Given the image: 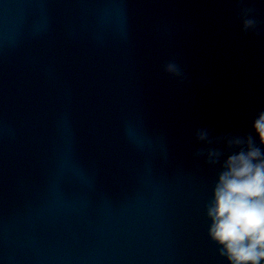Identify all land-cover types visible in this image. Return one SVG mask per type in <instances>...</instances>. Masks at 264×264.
Instances as JSON below:
<instances>
[{
	"label": "water",
	"instance_id": "water-1",
	"mask_svg": "<svg viewBox=\"0 0 264 264\" xmlns=\"http://www.w3.org/2000/svg\"><path fill=\"white\" fill-rule=\"evenodd\" d=\"M249 6L259 35L233 0H0V194L225 264L203 207L219 165L192 153L197 129L249 134L264 111V0Z\"/></svg>",
	"mask_w": 264,
	"mask_h": 264
},
{
	"label": "clouds",
	"instance_id": "clouds-1",
	"mask_svg": "<svg viewBox=\"0 0 264 264\" xmlns=\"http://www.w3.org/2000/svg\"><path fill=\"white\" fill-rule=\"evenodd\" d=\"M241 31L259 35L260 21L249 0H233ZM162 71L179 83L187 82L176 58L166 60ZM253 132L239 135L199 128L194 160L219 165L210 198L204 204L207 237L225 264H264V111L253 121Z\"/></svg>",
	"mask_w": 264,
	"mask_h": 264
}]
</instances>
